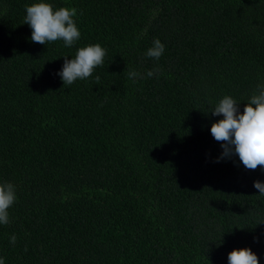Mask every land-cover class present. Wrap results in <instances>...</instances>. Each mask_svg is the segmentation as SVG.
<instances>
[{
	"label": "trees",
	"instance_id": "16d2710c",
	"mask_svg": "<svg viewBox=\"0 0 264 264\" xmlns=\"http://www.w3.org/2000/svg\"><path fill=\"white\" fill-rule=\"evenodd\" d=\"M37 2L0 0L4 264H228L243 248L264 264V170L217 162L210 132L225 96L242 114L264 87V0H43L76 10L71 47L31 41ZM95 44L103 64L63 84Z\"/></svg>",
	"mask_w": 264,
	"mask_h": 264
},
{
	"label": "clouds",
	"instance_id": "9594fccd",
	"mask_svg": "<svg viewBox=\"0 0 264 264\" xmlns=\"http://www.w3.org/2000/svg\"><path fill=\"white\" fill-rule=\"evenodd\" d=\"M25 22L32 29L31 41L45 45L46 42L62 40L65 46L71 47L80 38V32L74 21L76 10L60 7L53 10L47 2H37L25 6ZM165 50L159 39L153 41L146 55L159 60ZM105 49L99 44L79 48L75 58L67 59L58 73L63 84L71 85L77 79H85L92 75L93 69L103 64ZM155 71H148L147 77H152ZM135 71L129 73V78L138 76ZM97 81L99 77L96 78ZM214 116H223L211 125V135L218 142H223V152L217 162L237 155L244 167L255 170L258 166L264 170V87L253 95L250 101L239 112V104L225 96L211 111ZM260 195H264V183L254 181L253 185ZM16 199L14 186L10 183L0 185V223L9 222L8 209ZM16 241L15 235L11 242ZM228 264H259L258 257L250 248L234 249L228 254ZM0 264L4 260L0 259Z\"/></svg>",
	"mask_w": 264,
	"mask_h": 264
}]
</instances>
